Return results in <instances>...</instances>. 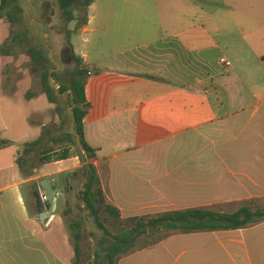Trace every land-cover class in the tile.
<instances>
[{
  "label": "crops",
  "instance_id": "1",
  "mask_svg": "<svg viewBox=\"0 0 264 264\" xmlns=\"http://www.w3.org/2000/svg\"><path fill=\"white\" fill-rule=\"evenodd\" d=\"M4 22L0 44L9 35ZM70 29L76 54L92 71L85 139L97 149L94 164L106 198L124 218L264 196V176L213 162L224 156L225 140H211L234 132L235 124L227 126L247 111L227 101L224 78L235 72L231 56L239 49L264 64V0H95L87 24L78 28L72 21ZM11 58L0 54V140L10 141L0 148V264H73L63 213L74 204L65 197L78 199L83 188L75 174L80 158L72 153L24 176L20 144L52 126L32 120L52 103L24 111L19 83L13 91L4 88ZM253 103L251 117L264 105V90L256 88ZM29 130L34 137H26ZM64 173H74L62 177L66 184ZM44 178L63 190L49 226L33 189ZM120 264H264V222L174 234L122 256Z\"/></svg>",
  "mask_w": 264,
  "mask_h": 264
},
{
  "label": "trees",
  "instance_id": "2",
  "mask_svg": "<svg viewBox=\"0 0 264 264\" xmlns=\"http://www.w3.org/2000/svg\"><path fill=\"white\" fill-rule=\"evenodd\" d=\"M94 1L54 0L56 6H52L51 10L57 8L64 29L59 67L52 61L44 36L49 34L48 21L33 24L26 18L25 9L19 0L0 1V19L9 25V35L0 44V54L17 56L21 53L30 58L31 71L41 78L42 93L50 103L56 104L55 111L61 119L58 128L54 125L46 126L38 137L20 144L17 161L22 173L30 177L34 173L32 169L69 158L74 150L80 158L81 166L75 174L84 184L78 194L80 204L77 207L86 211V217L75 216L68 221L75 251L73 264H88L93 257V248L96 257L90 264H120L122 256L148 248L174 234L235 230L264 222V196L231 202L229 204L232 206L239 204L232 211L225 210L224 205L213 204L126 218L117 207L108 202L94 164L97 149L89 145L84 133L85 118L90 108L86 87L92 71L76 54L71 41L73 30L69 28L72 21H77L78 28L87 24L88 10ZM8 72L10 76L11 69ZM50 75L54 82H51ZM12 84V77H7L4 88L8 91L12 88L13 91L15 87H11ZM56 85L59 87L56 88ZM37 94L39 92L29 90L25 95L30 99ZM63 95L68 96L66 101L63 100ZM66 104L69 110L66 109ZM54 130L59 134H54ZM8 144L10 141L0 140V148ZM80 144L85 147L86 152ZM34 155L38 158V164H34ZM73 174L64 173L61 178ZM73 212V206L67 207L64 217L67 218ZM87 219L100 230L99 234L87 232L84 227ZM90 235L95 238L94 247L90 246Z\"/></svg>",
  "mask_w": 264,
  "mask_h": 264
},
{
  "label": "rangeland",
  "instance_id": "3",
  "mask_svg": "<svg viewBox=\"0 0 264 264\" xmlns=\"http://www.w3.org/2000/svg\"><path fill=\"white\" fill-rule=\"evenodd\" d=\"M215 1V0H212ZM20 4L25 9L26 18L30 20L33 24L41 23L42 21H48L49 23V34L46 33L44 36L47 40L48 46L50 48V56L55 65H58L60 61V56L64 44V29L61 25V18L57 12V8L52 11V6H56L54 0H19ZM211 10H214L215 6H209ZM4 28L7 33H9V25L7 22H4ZM72 25V22L69 24V28ZM242 43H240L241 45ZM246 46V44H244ZM231 56L229 53H227ZM231 60L235 66V72L231 77L227 78L225 76V95L227 101L230 99L234 100V103L239 106L240 109L247 110L244 112L238 123H233L227 126V130H232L234 124L237 128L230 135L223 138V136L215 137L212 136V141H224L221 145L224 156L220 157L215 156L212 158V161H221L223 163H233L242 166V173H250L248 169H254V173H258L261 176H264V105L261 106L260 112L251 117L249 115L254 109V94L256 93V88L264 90V64L261 65L254 56L250 55L248 50H238ZM30 58L19 53L17 56H12L10 62L4 68V82L7 77H12L13 83H19V97L20 105L24 111H30L31 109L43 108L49 104L48 98L45 94L42 93V82L41 78L35 75L31 71L29 65ZM8 69H11L12 74L9 76ZM243 85H242V84ZM247 85V87L245 86ZM58 88L59 86L56 85ZM238 87H242L241 90H236ZM29 90L39 92L37 96L33 98H26V94ZM42 93V94H40ZM67 95H63L62 98L64 101L67 100ZM56 104H52V108L45 111L43 114H35L32 117V120L36 122L37 127H41L42 122H50L49 124H56L57 128L61 124V119L57 112L55 111ZM66 109L69 110V107ZM54 134H59L57 130H54ZM35 134L31 130L26 137H34ZM21 137V136H20ZM225 137V136H224ZM213 143V142H212ZM214 144V143H213ZM219 145V144H217ZM75 153V150H74ZM34 164H38V158L34 155ZM222 158L224 160H222ZM40 166V165H39ZM223 173V172H221ZM226 174H230V171H225ZM229 179V178H227ZM245 180V179H244ZM73 199V208L74 212L67 218H65L66 227H68V221L75 216L86 217V211L78 209L77 203L80 204V201L77 197L66 196L65 199ZM230 202L220 203L224 205L225 210H235L239 204L230 205ZM65 208V205H63ZM61 209V208H60ZM60 209L58 212L60 213ZM87 232L94 231L97 234L100 233V230L87 219L86 226H84ZM109 228L112 230V227L109 225ZM91 236V235H90ZM89 236L90 246L93 247V241ZM94 244H95V238ZM89 243L86 245V250L88 249ZM93 253V249H92Z\"/></svg>",
  "mask_w": 264,
  "mask_h": 264
},
{
  "label": "water",
  "instance_id": "4",
  "mask_svg": "<svg viewBox=\"0 0 264 264\" xmlns=\"http://www.w3.org/2000/svg\"><path fill=\"white\" fill-rule=\"evenodd\" d=\"M50 80H51V82H54L51 75H50ZM65 97H68V96H65ZM80 147L82 148V150L84 152H86V149L82 144H80ZM62 181H63V184H66L64 178H62ZM33 189L35 191L36 196H38V197H39L41 190L45 191V193H46L47 204H45L43 201H41L40 198H39V202H38V205H39V208L41 211V218H43L44 221L46 222L48 219V209L50 208V210L51 209L56 210V207H57L56 195L63 193V190H61L60 187H54L49 178H44V179L40 180L39 182H36L34 184ZM90 238L93 241V247H94L95 244H94L93 236H90ZM95 257H96L95 256V248H93V257L88 262V264H90V262L93 261L95 259Z\"/></svg>",
  "mask_w": 264,
  "mask_h": 264
},
{
  "label": "built area",
  "instance_id": "5",
  "mask_svg": "<svg viewBox=\"0 0 264 264\" xmlns=\"http://www.w3.org/2000/svg\"><path fill=\"white\" fill-rule=\"evenodd\" d=\"M221 61L223 62V63H225L227 66H230V62L228 61V60H226L225 58H222L221 59ZM39 198H40V200L41 201H43L45 204H47V197H46V193H45V191H40V194H39ZM55 210L54 209H51L50 210V208L48 209V219H47V221L45 222V225L46 226H49V225H51V223L54 221V219H55Z\"/></svg>",
  "mask_w": 264,
  "mask_h": 264
}]
</instances>
